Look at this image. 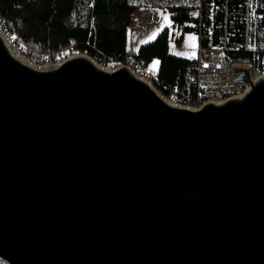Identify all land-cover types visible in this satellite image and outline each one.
I'll return each instance as SVG.
<instances>
[{
	"label": "water",
	"instance_id": "1",
	"mask_svg": "<svg viewBox=\"0 0 264 264\" xmlns=\"http://www.w3.org/2000/svg\"><path fill=\"white\" fill-rule=\"evenodd\" d=\"M0 260L264 264V78L192 110L0 36Z\"/></svg>",
	"mask_w": 264,
	"mask_h": 264
},
{
	"label": "trees",
	"instance_id": "2",
	"mask_svg": "<svg viewBox=\"0 0 264 264\" xmlns=\"http://www.w3.org/2000/svg\"><path fill=\"white\" fill-rule=\"evenodd\" d=\"M242 1L229 0L228 5L230 36L239 41L244 29L239 9ZM135 8L130 0H0V17L39 57L52 56L72 46L90 57L119 59L126 55L127 28ZM187 9L174 13L173 22L187 20L182 13ZM223 19L222 14L220 24ZM169 36L170 29L163 28L154 40L140 45L133 55L146 65L158 60V80L188 93V62L168 53Z\"/></svg>",
	"mask_w": 264,
	"mask_h": 264
},
{
	"label": "built area",
	"instance_id": "3",
	"mask_svg": "<svg viewBox=\"0 0 264 264\" xmlns=\"http://www.w3.org/2000/svg\"><path fill=\"white\" fill-rule=\"evenodd\" d=\"M228 5L229 0H198L195 8L182 11L187 20L192 22L198 42L194 55L188 58L190 83L188 93L162 84L156 73L150 72L146 64L137 57L126 55L120 59L106 56L90 57L71 46L52 56L49 55L50 57L44 60L47 63L53 57L51 61L59 64L84 55L106 71L126 67L137 78L153 87L157 93L158 90L161 92V89H164L166 96L162 98L172 105L195 109L209 103H223L243 96L256 80L264 78V56L260 55L264 52V0L242 1L239 9L244 29L241 31L240 41L230 36V29L227 26ZM222 14L224 19L220 24ZM234 31L240 33L239 30ZM0 33L10 47L11 43L7 39L9 37L23 45L1 17ZM253 56L256 58H252ZM247 59L249 61H245ZM0 264L5 262L0 260Z\"/></svg>",
	"mask_w": 264,
	"mask_h": 264
},
{
	"label": "rangeland",
	"instance_id": "4",
	"mask_svg": "<svg viewBox=\"0 0 264 264\" xmlns=\"http://www.w3.org/2000/svg\"><path fill=\"white\" fill-rule=\"evenodd\" d=\"M130 1L133 5H135L138 8V10L133 15V19H132L133 24L131 25L129 30L130 40L127 46L126 56L135 57L133 56V54L137 51L139 45H141L139 42H142V44L151 42L152 40H154V38L163 28L168 27L170 29L168 53L176 57L184 58L188 62L189 56L194 55L198 43L197 36L192 28V22L188 20H184L182 22L174 23L173 20L171 19V16L174 13H176L178 10L186 9V8L189 9L195 8L197 6L196 5L197 0H130ZM142 8H146V9H142ZM165 17H167V20H165ZM187 27L189 28V30L186 32ZM134 30L143 32L142 34L143 37L140 38V41H138V39L136 38L135 39L132 38L131 33ZM153 34L155 35L153 36ZM150 37L152 38L150 39ZM7 39L11 43L10 44L11 47L7 44L10 50L18 57L25 59L27 63L31 64L32 66H44L48 64H54L51 60L50 61L48 60L47 63L45 62L44 59L50 57L49 55H40L39 57L35 53V51L30 50L28 46H26L24 43H22L24 45L23 46L19 44L20 43L19 41L13 40L11 37ZM177 39H179V41H177ZM26 47L28 48V50ZM260 55L264 56V52H261ZM252 58H256V57L253 56ZM154 61H158V60L154 59L148 65H146L149 68L147 69L152 73L153 72L156 73L158 68V65H154L153 63ZM245 61H249V59ZM162 84L169 86L165 83ZM153 90L156 92L154 88ZM161 92L158 90L159 94L157 92L156 93L161 98L166 96L164 95V89H161ZM178 101L181 102L183 100H178ZM196 109L199 108H195L192 110H196Z\"/></svg>",
	"mask_w": 264,
	"mask_h": 264
},
{
	"label": "crops",
	"instance_id": "5",
	"mask_svg": "<svg viewBox=\"0 0 264 264\" xmlns=\"http://www.w3.org/2000/svg\"><path fill=\"white\" fill-rule=\"evenodd\" d=\"M197 2H198V0H197ZM196 5H197V3H196ZM195 6V5H194ZM136 7V6H135ZM192 8V7H191ZM142 9H146V8H142ZM138 10V8L136 7L135 8V10H134V12H133V14H132V19H133V15H134V13L136 12ZM131 19V23H130V25L128 26V28H127V35H126V51H127V46H128V43H129V40H130V37H129V30H130V27H131V25L133 24L132 22H133V20ZM132 38H136V39H138V41H140V38L141 37H143L142 36V34H143V32H139V31H137V30H134V31H132ZM141 45H142V42H139ZM144 44V43H143ZM140 46V45H139ZM126 54H127V52H126Z\"/></svg>",
	"mask_w": 264,
	"mask_h": 264
},
{
	"label": "snow or ice",
	"instance_id": "6",
	"mask_svg": "<svg viewBox=\"0 0 264 264\" xmlns=\"http://www.w3.org/2000/svg\"><path fill=\"white\" fill-rule=\"evenodd\" d=\"M165 20H167V17H165ZM155 34H153V36H154ZM152 37H150V39H151ZM194 39V38H193ZM154 63V65H158L159 64V61H154L153 62Z\"/></svg>",
	"mask_w": 264,
	"mask_h": 264
},
{
	"label": "bare ground",
	"instance_id": "7",
	"mask_svg": "<svg viewBox=\"0 0 264 264\" xmlns=\"http://www.w3.org/2000/svg\"><path fill=\"white\" fill-rule=\"evenodd\" d=\"M0 36L3 38V36H2V34L0 33ZM3 40H4V42L6 43V41H5V39L3 38ZM6 45H7V43H6ZM8 46V45H7ZM15 55V54H14ZM16 57H18L17 55H16ZM19 58V57H18Z\"/></svg>",
	"mask_w": 264,
	"mask_h": 264
}]
</instances>
